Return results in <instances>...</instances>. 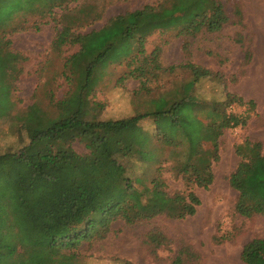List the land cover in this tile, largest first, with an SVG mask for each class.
Listing matches in <instances>:
<instances>
[{
  "label": "trees",
  "instance_id": "trees-1",
  "mask_svg": "<svg viewBox=\"0 0 264 264\" xmlns=\"http://www.w3.org/2000/svg\"><path fill=\"white\" fill-rule=\"evenodd\" d=\"M42 1L48 2L44 3L48 12L61 5ZM34 2L0 0V120L15 118L29 138L18 151L0 155V264H75V249L84 240L104 238L119 219L133 224L159 215L181 219L194 214L201 199L192 188H209L214 181L211 167L219 158L220 135L225 128L246 122L245 116L227 113V107L233 103L253 107L254 101L245 102L232 93L225 101L198 97L193 85L211 71L194 63L184 65L192 74L189 91L185 85L161 92L148 100L143 112L126 118H100L102 103L92 94L102 70L115 63L127 67L120 80L138 76L145 84L144 78L162 69L159 49L147 54V38L157 30L191 37L218 32L231 19L223 2L158 0L114 16L87 33L73 31L82 13L92 14L78 9L79 15L63 24L53 40L56 50L67 44L79 46L65 58L67 90L61 98L48 91L54 110L36 101L13 115L12 92L23 71V56L10 38L19 25H10L9 20ZM10 6L15 9L5 15ZM148 117L153 119L152 130L141 124ZM76 141L88 152H78ZM166 148L171 151L164 160ZM237 153L241 160L229 177L239 193L236 209L245 217L264 216V144L246 140ZM126 158L143 168L158 165L149 177H131ZM167 162L187 182L186 191L167 189ZM8 163H24L22 171L8 175L4 168ZM165 238L160 232L148 237L157 245ZM241 257L246 264H264V236L248 241Z\"/></svg>",
  "mask_w": 264,
  "mask_h": 264
},
{
  "label": "rangeland",
  "instance_id": "rangeland-1",
  "mask_svg": "<svg viewBox=\"0 0 264 264\" xmlns=\"http://www.w3.org/2000/svg\"><path fill=\"white\" fill-rule=\"evenodd\" d=\"M230 14V22L218 32L196 36H176L173 31L157 30L146 42L147 54L159 49L162 69H156L149 78L129 77L120 80L126 65L115 63L105 67L97 82L92 99L102 103L100 118L120 119L143 112L148 100L161 92L187 85L192 74L187 67L194 63L206 67L211 74L202 77L193 87L198 97L205 100L225 101L232 93L255 106L233 103L227 113L246 117L245 124L225 128L219 137V158L212 163L214 181L209 188L193 186L201 199L194 214L185 218L159 215L128 224L119 219L104 238L84 240L75 249V264H246L241 257L243 246L255 237L264 236V216H242L236 209L239 193L230 183V174L241 157L237 146L246 140L264 144V0H220ZM158 0H56L51 12L42 0L17 10L9 20L19 29L10 35L13 48L20 52L22 74L12 92L15 108L21 113L38 101L43 108L54 110L47 96L54 90L61 98L67 90L63 76L65 58L79 49L67 44L62 50L53 48V40L63 24L85 8L91 16L82 13L76 19L73 31L87 33L102 28L110 18L155 4ZM15 6L4 9L5 15ZM100 13V17L96 14ZM139 64V62H137ZM134 67V65H133ZM173 67V68H172ZM144 85V86H143ZM184 89V88H183ZM205 116V114H204ZM145 129L152 130L153 119L141 120ZM29 141L25 130L15 118L0 120V155L18 151ZM75 149L88 152L83 143L76 141ZM166 148L162 157L170 155ZM125 163L131 177L137 174L151 176L158 162L143 168L133 158ZM4 166L8 175L19 174L24 163ZM164 178L169 191H186L187 182L174 173L171 163ZM1 174V173H0ZM153 232L166 236L161 245L151 242Z\"/></svg>",
  "mask_w": 264,
  "mask_h": 264
}]
</instances>
